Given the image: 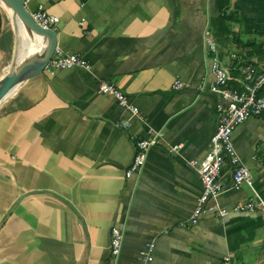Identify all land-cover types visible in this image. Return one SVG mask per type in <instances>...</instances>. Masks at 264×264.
<instances>
[{"label": "crops", "instance_id": "obj_1", "mask_svg": "<svg viewBox=\"0 0 264 264\" xmlns=\"http://www.w3.org/2000/svg\"><path fill=\"white\" fill-rule=\"evenodd\" d=\"M32 13L59 16L56 47L88 60L43 71L0 103V264H105L113 227L124 233L119 262L264 264V210L192 215L203 185L193 160L218 126L211 61L264 68V0H28ZM12 59L9 23L0 31V78ZM189 84L173 88L175 80ZM115 83L139 106L129 113L99 89ZM153 127L162 141L127 175L136 141ZM253 185L219 180L222 208L264 200V111L234 131ZM183 148L172 150L174 145Z\"/></svg>", "mask_w": 264, "mask_h": 264}, {"label": "built area", "instance_id": "obj_2", "mask_svg": "<svg viewBox=\"0 0 264 264\" xmlns=\"http://www.w3.org/2000/svg\"><path fill=\"white\" fill-rule=\"evenodd\" d=\"M28 0H24L25 4ZM35 20L43 27L56 31L59 16L43 9L34 12ZM82 66L92 69L88 60L78 54L68 53L59 47H55L52 55L48 59L43 71L54 73L63 68ZM211 72L213 79L210 83H202L197 86L200 91H210L221 97V102L217 105L218 126L211 138L210 148L205 157L200 160H193L199 169L203 190L198 198L197 205L189 219L181 222V226L195 225L199 222L205 208L218 216H226L233 212L249 211L256 212L264 210V200H252L245 204H237L231 209L222 208L218 203L205 207L210 201H215L223 191V185L219 180L221 169L225 163L234 165L233 179L236 186L243 183L253 185L250 168L245 164L238 154L232 136L234 131L245 120L259 116L264 111V68L260 69L253 63H246L233 68L225 67L220 58L215 56L211 61ZM189 84L181 79L173 83V88L183 90ZM99 89L104 94L114 96L119 105L129 113V117L121 118L120 124L124 128L131 125L132 118H141L142 114L138 105L131 97L115 83L102 80ZM163 139V133L149 127L147 134L136 141V154L127 169V175L140 170L145 164L149 149L159 144ZM183 148L182 144L174 145L171 149L178 150ZM124 239V233L119 227H113L110 241V258L105 264H124L119 262ZM154 243H149L147 248L140 251L142 262L147 264L153 260ZM222 264H234L229 258H225Z\"/></svg>", "mask_w": 264, "mask_h": 264}, {"label": "water", "instance_id": "obj_3", "mask_svg": "<svg viewBox=\"0 0 264 264\" xmlns=\"http://www.w3.org/2000/svg\"><path fill=\"white\" fill-rule=\"evenodd\" d=\"M4 20L10 25L12 59L0 78V103L17 87L26 86L40 75L56 45V31L41 26L28 10L24 0H0V31ZM37 49L27 53L28 44Z\"/></svg>", "mask_w": 264, "mask_h": 264}, {"label": "bare ground", "instance_id": "obj_4", "mask_svg": "<svg viewBox=\"0 0 264 264\" xmlns=\"http://www.w3.org/2000/svg\"><path fill=\"white\" fill-rule=\"evenodd\" d=\"M37 46L38 45H36V44H28V46H27V49H26V52L27 53H30V52H33V51H35L36 49H37Z\"/></svg>", "mask_w": 264, "mask_h": 264}, {"label": "trees", "instance_id": "obj_5", "mask_svg": "<svg viewBox=\"0 0 264 264\" xmlns=\"http://www.w3.org/2000/svg\"><path fill=\"white\" fill-rule=\"evenodd\" d=\"M261 92L264 93V90H262Z\"/></svg>", "mask_w": 264, "mask_h": 264}]
</instances>
